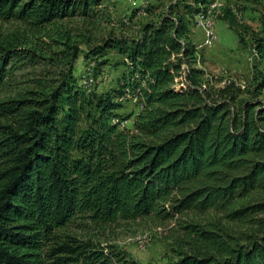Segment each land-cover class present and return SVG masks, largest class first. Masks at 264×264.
Wrapping results in <instances>:
<instances>
[{
  "label": "trees",
  "instance_id": "trees-1",
  "mask_svg": "<svg viewBox=\"0 0 264 264\" xmlns=\"http://www.w3.org/2000/svg\"><path fill=\"white\" fill-rule=\"evenodd\" d=\"M214 1L195 0L184 12L177 1L139 38L110 35L92 48L87 60L111 50L127 61L119 88L99 93L73 74L71 33L53 39L59 52L53 43L25 46L59 21L95 25L103 0H0V20L27 29L0 44V87L10 62L36 65L59 53L68 67L0 102V264H137L70 227L81 221L104 234L120 223L184 217L178 259L165 264H264V103L239 100L234 82L203 88L205 74L192 65L191 27ZM224 16L237 28L232 10ZM254 45L264 59V39ZM184 62L191 70L178 88ZM128 92L143 105L134 131L121 125L131 116L118 113Z\"/></svg>",
  "mask_w": 264,
  "mask_h": 264
},
{
  "label": "rangeland",
  "instance_id": "rangeland-1",
  "mask_svg": "<svg viewBox=\"0 0 264 264\" xmlns=\"http://www.w3.org/2000/svg\"><path fill=\"white\" fill-rule=\"evenodd\" d=\"M134 1L138 3L132 5ZM141 1L142 3H139ZM177 1L183 4L179 12H184L185 5L196 6L195 0H103L101 15L95 25H86L80 17L59 21L48 26L36 37H29L32 45L25 47L32 49L37 43H53V39L58 37V34L71 33L73 37L71 44L78 49V56L73 61V74L79 86L88 92L106 93L119 88L122 73L127 71L125 66L127 61H123V58L111 50L102 54L101 57L92 56L95 59L90 58V60L86 59V54L92 48L101 45L110 35L126 39L139 38L145 24L158 21L166 8ZM214 2L218 6L215 20L218 41L211 47H199L203 43L202 34L203 36L205 34L198 25L197 19L190 33L191 42L197 51V59L192 65L194 68L203 70L205 74L203 88L208 87L207 85L220 88L225 83L234 82L243 92L239 100H258L264 103V89L257 91L261 75H264V59L258 57L254 51L255 41L264 39V2L256 3L250 0H216ZM144 6L146 9L141 11ZM227 9L232 10L237 28L232 27L226 20L224 15ZM26 30L21 23L0 20V44L7 39L15 40L16 37H21ZM18 44H21V40ZM52 46L56 52L64 48L57 47L54 43ZM45 54L52 60L48 59L36 65L30 63L27 66L24 65L25 63L13 65L10 62L8 66L11 72L10 80L9 83L0 87V102L16 97L27 89H33L36 79H46L49 80L48 83H52L61 72L68 69L63 56H58L59 53L52 57L50 53ZM96 59L107 63L98 68ZM190 66V63L184 62L182 72L175 80L176 87H185V78L190 73ZM120 101L123 106L118 113L131 116L128 121H123L122 128L134 131L135 122L142 113L143 105L140 107L142 100L128 92L127 96ZM212 217L209 215L203 220L206 221ZM261 217L264 219V215ZM220 218H222L221 222L230 225L225 218L222 216ZM186 219L188 217L169 221L163 225L151 220L120 223L104 234L77 221L78 223L72 225L69 231L81 236H92L103 245H116L137 264H165L178 259L180 249L176 239L181 236L178 223ZM238 228L242 231L248 230L241 225ZM143 244L146 245L144 248L141 247Z\"/></svg>",
  "mask_w": 264,
  "mask_h": 264
},
{
  "label": "bare ground",
  "instance_id": "bare-ground-1",
  "mask_svg": "<svg viewBox=\"0 0 264 264\" xmlns=\"http://www.w3.org/2000/svg\"><path fill=\"white\" fill-rule=\"evenodd\" d=\"M203 8H205L204 11L202 12V14L198 15L196 19H197L198 25L201 27L203 33L205 34V37H206L205 40H210V33H209V27H208L209 18H207V16H210V22L216 24L215 20H216V15L218 14L217 12L218 6L215 2H213L209 5H206ZM144 9H146L145 6L142 8L141 11H143ZM121 125L123 126V122L121 123ZM145 246L146 245L143 244L141 247L144 248Z\"/></svg>",
  "mask_w": 264,
  "mask_h": 264
},
{
  "label": "built area",
  "instance_id": "built-area-1",
  "mask_svg": "<svg viewBox=\"0 0 264 264\" xmlns=\"http://www.w3.org/2000/svg\"><path fill=\"white\" fill-rule=\"evenodd\" d=\"M138 2H133V4H136ZM139 3H142L139 2ZM207 18H209V33H210V40H203V43L199 46L200 48L201 47H211L213 46L219 39V36H218V32H217V28H216V24L210 22V16H207ZM142 104H140V107H141ZM128 121V120H127Z\"/></svg>",
  "mask_w": 264,
  "mask_h": 264
},
{
  "label": "crops",
  "instance_id": "crops-1",
  "mask_svg": "<svg viewBox=\"0 0 264 264\" xmlns=\"http://www.w3.org/2000/svg\"><path fill=\"white\" fill-rule=\"evenodd\" d=\"M204 38H205V36H203V34H202V41L204 40ZM123 73H124V72H123ZM123 73H122V74H123Z\"/></svg>",
  "mask_w": 264,
  "mask_h": 264
}]
</instances>
